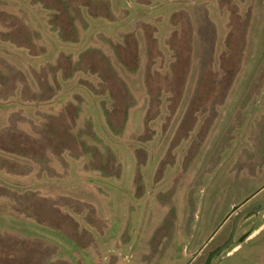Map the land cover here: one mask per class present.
I'll use <instances>...</instances> for the list:
<instances>
[{
    "label": "rangeland",
    "instance_id": "1",
    "mask_svg": "<svg viewBox=\"0 0 264 264\" xmlns=\"http://www.w3.org/2000/svg\"><path fill=\"white\" fill-rule=\"evenodd\" d=\"M245 200L264 0H0V264H202ZM209 264H264V206Z\"/></svg>",
    "mask_w": 264,
    "mask_h": 264
},
{
    "label": "water",
    "instance_id": "2",
    "mask_svg": "<svg viewBox=\"0 0 264 264\" xmlns=\"http://www.w3.org/2000/svg\"><path fill=\"white\" fill-rule=\"evenodd\" d=\"M245 201H247V200H245ZM245 201H244V202H245ZM254 206H264V202H258V203H256V204H254L253 206H250V207L246 208L245 210H243L242 212H240L239 214H237V215L234 217L233 222H232V230H231V232H230V234H229V236H228V239H227V240H226L221 246H219L218 248H215L212 252H210V253L208 254V256H207V258H206L204 264H209L210 261H211V259H212L216 254H218L220 251H222L224 248H226V247L229 245L230 240H231L232 235H233V232H234V228H235L236 222L238 221V218H239L244 212H246L248 209H250V208H252V207H254Z\"/></svg>",
    "mask_w": 264,
    "mask_h": 264
},
{
    "label": "flooded vegetation",
    "instance_id": "3",
    "mask_svg": "<svg viewBox=\"0 0 264 264\" xmlns=\"http://www.w3.org/2000/svg\"><path fill=\"white\" fill-rule=\"evenodd\" d=\"M245 203H246V201H245L244 203H242L241 205L232 208V210H231V211L229 212V214L227 215V217H226V221L229 220V219L231 218V220H230L229 231H231V228H232V222H233V219H234L235 215H236L240 210L243 209L242 206H243ZM241 208H242V209H241ZM229 233H230V232H229ZM206 258H207V257H206ZM206 258L204 259V261H203L202 264H204Z\"/></svg>",
    "mask_w": 264,
    "mask_h": 264
}]
</instances>
